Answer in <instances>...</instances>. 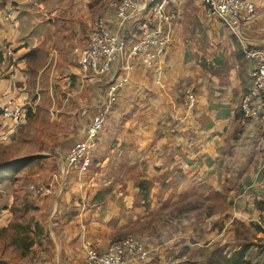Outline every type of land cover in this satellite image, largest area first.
I'll list each match as a JSON object with an SVG mask.
<instances>
[{
	"label": "rangeland",
	"instance_id": "1",
	"mask_svg": "<svg viewBox=\"0 0 264 264\" xmlns=\"http://www.w3.org/2000/svg\"><path fill=\"white\" fill-rule=\"evenodd\" d=\"M66 1L67 11L84 2ZM252 1L258 16L246 32L264 48V0ZM201 2L186 0L179 7L163 75L143 65L132 73L84 172L70 167L67 159L85 139L83 128L91 124L98 97L93 86L77 82L75 50L86 46L107 0H85L89 16L78 19L80 32L74 27L79 15L53 17L44 48L20 68L27 74L25 104L35 111L8 141H0L1 263L85 264L83 241L70 243L77 227L72 221L89 230L95 221L91 225L106 229L105 243L86 241L101 252L117 241L140 237L157 250L150 264H207L216 250L231 255L244 246L254 247L250 262L264 264V237L257 236L264 234V136L260 131L247 135L240 109L253 63L222 21L206 17ZM142 27L138 19L128 33L138 36ZM132 35L124 38L128 45ZM14 59V49L4 44V79L17 69ZM188 93L196 97L193 109L185 106ZM247 139L255 142L237 141L232 153V141ZM180 158L190 159L192 170ZM240 161L248 165L229 168L230 162ZM251 181L252 192L241 194ZM97 208L106 213H95ZM256 210L261 224L241 221L240 213L249 217ZM99 214H110L111 222H101Z\"/></svg>",
	"mask_w": 264,
	"mask_h": 264
},
{
	"label": "built area",
	"instance_id": "2",
	"mask_svg": "<svg viewBox=\"0 0 264 264\" xmlns=\"http://www.w3.org/2000/svg\"><path fill=\"white\" fill-rule=\"evenodd\" d=\"M183 1H113L109 10L115 20L110 22L100 16L94 22L86 46L75 52L79 57L81 82L95 88L98 101L92 108L95 114L91 124L83 128L85 139L73 148L67 159L70 167L84 172L91 166L95 141L105 128L111 109L119 102L121 91L130 83L132 73L140 65L159 77L163 75V60L173 42L175 25L179 19L177 9ZM202 6L208 19L219 20L226 25L239 40L247 60L253 63L250 68L251 86L241 100L240 109L243 125L253 127L264 136V48L250 41L246 32L257 19V7L251 0H202ZM145 14L148 16L144 18ZM138 19L143 23L140 35L137 36V32L134 35L128 33L130 25ZM110 24H114L116 29L111 30ZM126 35L133 37L131 45L124 39ZM3 79L0 72V82ZM2 100L0 118L7 125L0 126L4 130L0 134V141H8L35 108L29 104H19L14 99ZM195 105V95L188 93L185 106L193 109ZM88 113L86 110L83 115L87 117ZM63 172L66 170L63 169ZM86 239L82 245L85 264H146L154 252L140 237L117 241L102 252Z\"/></svg>",
	"mask_w": 264,
	"mask_h": 264
},
{
	"label": "crops",
	"instance_id": "3",
	"mask_svg": "<svg viewBox=\"0 0 264 264\" xmlns=\"http://www.w3.org/2000/svg\"><path fill=\"white\" fill-rule=\"evenodd\" d=\"M76 1L79 2V0H75L74 4H76ZM112 1L115 0H107V4L103 10V13L99 15V16H104L110 22H113L115 20V17L112 15L111 10H109V6L112 3ZM84 2L81 6L78 5V7H75L74 10L70 9V11H67L66 0H0V51L1 48L4 46V44L11 45V47L15 51L14 61L17 62V67H16L17 69H15L12 75L10 77L3 79L0 82V99L2 98L3 99L2 101L8 99H14L15 101L17 100V102H20L21 104H25V100L28 99V93L25 90L23 80L25 79V76L27 74L25 73V71H23L20 68H23L25 65L26 66L29 65L33 53L38 49L44 48V42H45L44 34L47 31L49 32L51 31L50 29L51 21L54 20L53 17L56 16L58 13H60L64 19L67 18L68 14L70 15V18L79 15L74 17V27L78 26L77 30L78 32H80L81 25L78 19L81 17L89 16L87 8L84 7L86 6ZM78 48L80 47H77L76 49ZM73 55H74V50L72 56ZM76 55L78 56L77 53ZM77 61L79 67L78 73H76L77 75H79V77H77V82L80 84L82 75L79 66V57L77 58ZM72 72L73 74L71 73L69 79L74 77V69L72 70ZM64 79H66V81L69 80L67 76H64ZM4 125H7V123H5L0 118V126L2 127ZM244 131L247 132L249 131L247 135H249L250 133L253 135L252 131H256V130L251 126H244ZM237 141L238 144L241 142H245L248 144V146H251V143L255 142V140H248V139L247 141L245 140L232 141L233 143L232 149L234 150L233 152L231 151L232 153L236 151L235 150L236 147L234 146L237 145L236 144ZM260 142L261 140H259L258 143ZM180 159L183 162L188 161L186 163L188 166L189 164H192V161H190V159L187 160L183 158ZM230 163H232V167L229 168L235 170L244 168L246 165H248L247 161L230 162ZM191 166H189L190 170H192ZM261 169L262 168H260L259 170ZM219 176L221 177V175ZM237 176L239 177V174L236 173V177ZM254 176H255V171L253 174H250V176L248 177L253 178ZM222 178L223 177H221V179ZM242 189L243 191L241 194L251 193L252 181L249 182V184L245 183V186H243ZM78 193H83V191L79 190ZM243 198L244 197H242V199ZM234 199L236 200L237 197H235ZM83 203H84V199H83ZM234 204L236 205V208H238V204L236 202ZM250 204H252V201L250 202ZM99 212L106 213L104 208H99V209L97 208L95 213H99ZM92 213L93 215H96L94 211H92ZM99 215L102 217L101 222H105L106 224H109L111 222L112 217L110 214H99ZM248 215L249 217H246L243 213L242 214L240 213L239 215L241 218H243L241 221H243L246 225H250L251 223L254 222H259V223L261 222V215L259 210L258 211L256 210L254 213H249ZM234 220L236 221L235 218ZM72 223L77 227L75 228L73 237H71L70 239V243H72L74 239L75 240L79 239L78 241L82 242L84 241V238L91 239L92 241H96V242L105 243L104 241L105 240L104 234L106 230L105 228L101 227L99 229L97 224L94 223L93 225H91L92 223H89L88 227L91 226L89 230L88 228L83 227L84 224L80 225L78 221H72ZM80 226L83 227V229L78 228ZM261 226L264 232V226L263 225ZM222 232H220V237L223 236ZM108 234L109 233H106V235ZM262 235L264 237V234H259L257 236L261 237ZM253 248L254 247H252L251 250H253ZM152 250H154L153 254L155 255L157 253V250L156 249H152ZM132 264H138V263H132Z\"/></svg>",
	"mask_w": 264,
	"mask_h": 264
},
{
	"label": "trees",
	"instance_id": "4",
	"mask_svg": "<svg viewBox=\"0 0 264 264\" xmlns=\"http://www.w3.org/2000/svg\"><path fill=\"white\" fill-rule=\"evenodd\" d=\"M186 1V0H185ZM183 1V2H185ZM182 2V3H183ZM253 2V1H252ZM181 3V4H182ZM202 4V2H201ZM181 6V5H180ZM179 6V7H180ZM178 7V9H179ZM177 9V10H178ZM178 12V11H177ZM211 21V20H210ZM173 42H174V35H173ZM172 42V44H173ZM171 44V46H172ZM170 46V47H171ZM169 47V48H170ZM244 52V51H243ZM167 54V53H166ZM4 130H1V127H0V134L3 132ZM7 172V171H6ZM2 175V174H1ZM7 176H2V180L6 179ZM264 201V200H263ZM259 210H261V207H262V203L258 202L256 203ZM240 221V220H239ZM222 232V231H221ZM251 246H244L243 248H241L239 251L235 252L234 254H227L224 250H216L211 259L209 260V262L207 264H256V263H252L250 262V260H248V254L250 253L251 251ZM150 261V258L148 259L147 263L148 264ZM0 264H4V263H1ZM150 264V263H149Z\"/></svg>",
	"mask_w": 264,
	"mask_h": 264
}]
</instances>
